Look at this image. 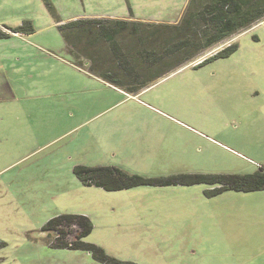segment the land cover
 <instances>
[{"label": "rangeland", "instance_id": "1", "mask_svg": "<svg viewBox=\"0 0 264 264\" xmlns=\"http://www.w3.org/2000/svg\"><path fill=\"white\" fill-rule=\"evenodd\" d=\"M48 1L54 14L45 0H0V25L34 27L0 39V264H103L49 246L54 236L41 228L60 214L86 215L93 227L84 240L123 264H264V190L207 196L211 187L198 183L106 191L73 173L115 166L166 179L264 166V18L135 96L88 76L58 25L83 15L180 13L162 22L171 24L185 0ZM232 43L228 57L190 69ZM65 229L66 239L79 230Z\"/></svg>", "mask_w": 264, "mask_h": 264}, {"label": "trees", "instance_id": "2", "mask_svg": "<svg viewBox=\"0 0 264 264\" xmlns=\"http://www.w3.org/2000/svg\"><path fill=\"white\" fill-rule=\"evenodd\" d=\"M53 13L52 4L45 0ZM54 14V13H53ZM264 18V0H188L176 23H151L105 17H81L58 25L67 49L79 67L120 89L127 94H137L155 79L179 65L195 59L216 43L250 27ZM14 33L31 34L30 21L8 28ZM9 36L0 28V39ZM237 49L232 43L201 63L225 58ZM86 62V63H85ZM73 173L85 186L118 191L141 185L203 183L210 186L207 196L226 190H264V166L251 174H185L166 179L147 178L130 174L115 166L76 165ZM77 226V233L66 239L65 228ZM91 220L83 214H60L50 218L41 228L53 248L83 250L103 264H123L108 256L98 245L84 238L92 230Z\"/></svg>", "mask_w": 264, "mask_h": 264}, {"label": "crops", "instance_id": "3", "mask_svg": "<svg viewBox=\"0 0 264 264\" xmlns=\"http://www.w3.org/2000/svg\"><path fill=\"white\" fill-rule=\"evenodd\" d=\"M186 2H187V0H185V4H186ZM184 4V5H185ZM182 11V10H181ZM179 15H180V13L178 14V16L176 17V18H174V19H170V20H166V19H162V18H153L152 16H147V17H143V16H137V15H135V13L134 12H129L127 15L125 14V15H107V16H102V15H92V16H77L76 18H81V17H105V18H122V19H127V20H134V21H160V22H173L174 20H176L178 17H179ZM75 18V19H76ZM74 19V18H73ZM72 20V19H71ZM0 28L2 29V30H4L5 32H7L8 34H9V32L11 33V34H16V35H18V36H21L19 33H14V32H11V31H9V26H4V25H0ZM87 72V71H86ZM88 76H92V78H96V80H98L99 82H102V83H105V85H108V86H110V87H113V86H111L110 84H108V83H106V82H104L103 80H101V79H99V78H97V77H95V76H93V75H91V74H88ZM114 88V87H113ZM115 89H117V88H115ZM146 89V88H145ZM118 91H120V92H123L122 90H120V89H117ZM144 90V89H143ZM143 90H141L139 93H141ZM139 93H137V94H139ZM127 94V93H126ZM137 94H133V95H137ZM128 95H132V94H128Z\"/></svg>", "mask_w": 264, "mask_h": 264}, {"label": "flooded vegetation", "instance_id": "4", "mask_svg": "<svg viewBox=\"0 0 264 264\" xmlns=\"http://www.w3.org/2000/svg\"><path fill=\"white\" fill-rule=\"evenodd\" d=\"M202 61H203V60H200V61L194 63V64L190 67V69L195 70V69H197V68H199V67H201V66L207 64V63H204V64L201 63ZM208 63H209V62H208ZM172 75H180V73H179V72H173V73L171 74V76H172Z\"/></svg>", "mask_w": 264, "mask_h": 264}]
</instances>
